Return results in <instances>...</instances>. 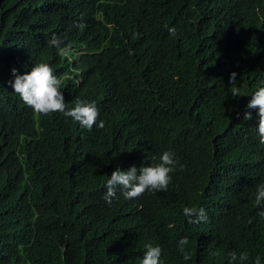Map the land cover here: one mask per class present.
<instances>
[{
    "label": "trees",
    "instance_id": "trees-1",
    "mask_svg": "<svg viewBox=\"0 0 264 264\" xmlns=\"http://www.w3.org/2000/svg\"><path fill=\"white\" fill-rule=\"evenodd\" d=\"M40 63L69 108L96 105L103 129L21 101L11 70ZM261 87L264 0H0V264H140L148 244L163 264H229L233 251L264 264V145L247 107ZM167 150L183 170L166 192L126 200L117 187L104 201L113 171ZM184 207L207 221L188 224Z\"/></svg>",
    "mask_w": 264,
    "mask_h": 264
},
{
    "label": "clouds",
    "instance_id": "clouds-1",
    "mask_svg": "<svg viewBox=\"0 0 264 264\" xmlns=\"http://www.w3.org/2000/svg\"><path fill=\"white\" fill-rule=\"evenodd\" d=\"M75 27L82 31L86 25L77 24ZM169 34L176 36V29L169 28ZM63 41L53 35L48 41L49 47L57 49L60 56H69L71 54V47L62 46ZM11 75L14 80L8 83L13 88L14 93L17 94L21 101L30 107L36 114L51 115L60 113L66 118H71L72 121L78 123L82 128L91 131L94 126L99 129L105 127V122L99 120V110L94 103L85 102L76 99L72 103L73 107L69 108L64 101L62 91H60L63 83L62 78L57 77L53 69L46 63H40L32 67L27 74L20 75L18 70L13 68ZM237 73L232 72L229 78L231 88V96L239 98L240 89L236 86ZM248 109H258V134L259 143L264 145V87L259 88L253 95L252 99L247 105ZM250 112L244 113V120H251ZM157 158L154 156L153 160ZM183 170V165L175 158V154L171 150L164 151L159 156V162L152 166H142L137 169L135 166L130 167L126 171H122L119 167L112 172L111 177L106 183V194L103 199L111 205L114 199H117V187L121 190V195L126 200L138 199L145 194V192L157 193L166 192L169 184L172 182V173L177 170ZM139 173V174H138ZM255 204L257 207L264 208V184H260L256 189ZM183 215L187 217V223L190 225H199L206 222L208 217L203 207H184ZM258 215L264 218V210H261ZM190 243L188 237H184L179 241V250L184 253L183 259L188 261L191 259L190 255L185 252L186 246ZM162 249L160 246L146 245V251L143 258L140 259V264H163L161 260ZM229 264H244L248 260L247 253H240L239 256L235 251L229 254ZM255 264H261L260 257H256Z\"/></svg>",
    "mask_w": 264,
    "mask_h": 264
}]
</instances>
